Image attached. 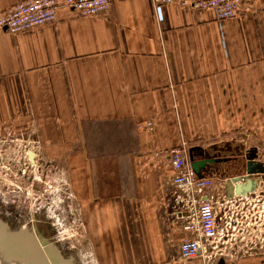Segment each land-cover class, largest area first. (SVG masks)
Wrapping results in <instances>:
<instances>
[{"label": "crops", "instance_id": "0c3cea01", "mask_svg": "<svg viewBox=\"0 0 264 264\" xmlns=\"http://www.w3.org/2000/svg\"><path fill=\"white\" fill-rule=\"evenodd\" d=\"M22 1L0 0V16ZM240 2L221 22L178 5L158 22L150 0H114L97 17L59 8L52 25L0 29V131L31 136L63 168L93 264H264L261 179L230 200L238 230L211 258L180 257L193 207L167 155L185 142L227 160L205 177L222 204L224 184L264 147V0Z\"/></svg>", "mask_w": 264, "mask_h": 264}, {"label": "built area", "instance_id": "2783aa9c", "mask_svg": "<svg viewBox=\"0 0 264 264\" xmlns=\"http://www.w3.org/2000/svg\"><path fill=\"white\" fill-rule=\"evenodd\" d=\"M114 0H24L13 6L0 16V29L16 36L31 30L52 25L56 22L57 10L67 8L79 17H97L106 11ZM157 21H162L163 8L178 5L181 9L210 11L218 22L240 16L242 12L240 0H150ZM151 129L152 124H146ZM174 172L173 182L185 194L187 205L193 207L190 221L184 230L193 237L184 239L179 245V254L184 261L199 257L209 259L212 249L220 242L222 234L236 231V212H230V200L222 204L215 203L209 193L212 190L211 179L198 178L191 168L189 148L182 142L179 146L167 152ZM231 213V217L228 215ZM234 216V218H233ZM223 223L221 229L219 224ZM236 225V224H235ZM214 246V247H213Z\"/></svg>", "mask_w": 264, "mask_h": 264}, {"label": "flooded vegetation", "instance_id": "af4514ba", "mask_svg": "<svg viewBox=\"0 0 264 264\" xmlns=\"http://www.w3.org/2000/svg\"><path fill=\"white\" fill-rule=\"evenodd\" d=\"M30 139L31 136L22 132L0 131V172L6 171L4 177L0 176V220L11 229L25 230L33 233L35 237L53 241L50 233L51 226L48 223L41 219L29 218L30 214L35 216L42 214L40 202L33 203L35 210L31 212L30 203L23 193L26 185L41 193V186L39 185L36 189L32 183L42 184L44 182L42 178H36L35 175L51 172L58 163L56 160L49 163L43 161V154L36 147L29 146ZM14 147H18L19 150H14ZM255 153L254 149L250 151L252 156ZM234 159L236 160L237 157ZM232 164L235 165L234 160ZM236 173L238 171L234 170L233 174Z\"/></svg>", "mask_w": 264, "mask_h": 264}, {"label": "water", "instance_id": "95a60500", "mask_svg": "<svg viewBox=\"0 0 264 264\" xmlns=\"http://www.w3.org/2000/svg\"><path fill=\"white\" fill-rule=\"evenodd\" d=\"M189 161L200 179L206 175H216L213 167L227 162L208 150L197 148L189 150ZM218 179L222 180L220 176ZM259 179L264 182V149L262 159H258L256 153L247 159L244 175L229 178L228 183L224 184L226 200L253 194L257 189L256 180ZM0 264H76V261L72 254H65L56 243L35 237L25 230L11 229L0 220Z\"/></svg>", "mask_w": 264, "mask_h": 264}, {"label": "rangeland", "instance_id": "374dc122", "mask_svg": "<svg viewBox=\"0 0 264 264\" xmlns=\"http://www.w3.org/2000/svg\"><path fill=\"white\" fill-rule=\"evenodd\" d=\"M263 148L261 147V150L256 151L258 159L262 158ZM13 149L19 150L18 147H14ZM49 160L43 158V161L47 163L53 162L55 159L50 158ZM5 173L6 171H1L0 176L4 177ZM35 177L43 179L44 183L42 184L38 182L32 183L36 189H38L37 187L39 185L41 186V193L36 190L34 191L33 188L26 185L27 187L23 195L26 196V200L30 203L31 212L35 210L33 203L40 202L42 214L37 216L30 214L29 218L41 219L48 223L51 226L52 243H56L65 254H72L76 264H93L92 250L88 243L87 228L83 213V203L76 200L68 183V176L65 175L64 177L63 168L61 169L57 165L51 172H47L46 174L37 173ZM228 215L231 217V213ZM217 251L218 247L212 249L213 254Z\"/></svg>", "mask_w": 264, "mask_h": 264}, {"label": "bare ground", "instance_id": "6f19581e", "mask_svg": "<svg viewBox=\"0 0 264 264\" xmlns=\"http://www.w3.org/2000/svg\"><path fill=\"white\" fill-rule=\"evenodd\" d=\"M2 221V220H1Z\"/></svg>", "mask_w": 264, "mask_h": 264}]
</instances>
